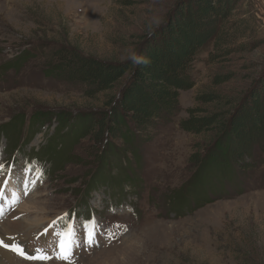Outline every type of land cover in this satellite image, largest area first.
Listing matches in <instances>:
<instances>
[{
	"label": "rangeland",
	"instance_id": "obj_1",
	"mask_svg": "<svg viewBox=\"0 0 264 264\" xmlns=\"http://www.w3.org/2000/svg\"><path fill=\"white\" fill-rule=\"evenodd\" d=\"M198 4L199 0H0V128L21 113L50 119L18 145L9 144L0 133V164L5 180L10 176L5 198L20 188L18 203L6 211L14 217L4 215L0 226L25 215L29 223L39 222L6 237H18L26 246L33 240V250L48 251L47 242L53 252L54 229L49 225L67 213L81 245L72 253V264H264V167L256 165L242 176L234 167L198 170L191 155L198 149L204 155L216 134L195 136L178 126L188 108L226 115L237 104L251 111L263 102L264 0H238L229 22L234 27L230 41L213 50V56L195 59L193 87L179 92L180 111L173 122L161 126L141 148L140 163L127 153L136 172L120 169L115 156L119 142L113 140L112 151L109 144L80 141L72 149L73 161L57 170L52 166L55 157H33L46 145L62 142L67 129L57 134V113L81 117L107 111L108 99L120 90L117 85L115 91L87 97L79 84L55 75L47 57L51 51L67 48L109 62H127L144 43L166 42L172 26L174 32L191 26L186 18L198 19ZM202 95H214L215 102L197 101ZM18 171H24V182ZM128 178L140 188L127 185ZM116 188H121L119 194ZM90 217L98 224L96 243L86 247L82 222ZM107 232L113 233L111 239ZM16 258L23 264L65 263Z\"/></svg>",
	"mask_w": 264,
	"mask_h": 264
},
{
	"label": "trees",
	"instance_id": "obj_2",
	"mask_svg": "<svg viewBox=\"0 0 264 264\" xmlns=\"http://www.w3.org/2000/svg\"><path fill=\"white\" fill-rule=\"evenodd\" d=\"M237 2L199 0L195 10L198 19L186 18L191 26L185 24L177 32L172 26L166 42L151 40L137 49V60H147V63H137L133 59L109 62L67 48L51 51L47 57L56 69L55 75L64 77L69 84H79L87 97L115 91L117 85H120V90L117 96L108 99L107 111L87 113L81 117L64 111L57 113V134L64 128L67 132L61 135V143L46 145L40 153L37 151L34 160L40 161L44 155L48 159L55 157L54 161L50 160L53 161V170H57L63 163L73 161L72 149L80 141L86 139L104 144L103 147L109 144L112 151L110 142L113 140L119 142L120 149L115 156L120 169L126 167L128 172L130 169L136 172L127 153L140 163L141 148L153 140L161 126L173 122L180 111L179 92L193 87L191 71L195 59L201 55L213 56V50H221L230 41L234 27L229 22ZM196 100L212 103L215 97L202 95ZM238 107L237 104L226 115L188 108L187 117L178 120L180 129L195 136L216 134L204 155L201 149L191 155L190 161L199 164L198 170L234 167L242 176L256 165L264 167V100L251 111L242 110L245 106ZM37 114L32 113L28 118L24 113L13 116L1 125V135L8 138L9 144L18 145L25 137H31L35 127L37 130L39 125L50 122L49 116L36 119ZM129 178L126 184L134 190L139 189V183L129 181ZM119 189L116 188L118 194ZM208 193L207 196L213 195Z\"/></svg>",
	"mask_w": 264,
	"mask_h": 264
},
{
	"label": "snow or ice",
	"instance_id": "obj_3",
	"mask_svg": "<svg viewBox=\"0 0 264 264\" xmlns=\"http://www.w3.org/2000/svg\"><path fill=\"white\" fill-rule=\"evenodd\" d=\"M32 169L29 168L28 171ZM5 171L4 165L0 164V173ZM39 175H43L42 171L37 169ZM28 188L27 184L25 185V195L27 194ZM19 201V195L13 191L11 193V198L7 199L4 197L2 191H0V218L4 216V209L8 207L12 209ZM63 222V224H61ZM50 228H53V235L55 239V250H53L52 254L44 248H36L33 250L32 254H27L24 252L22 246H18V242L15 241L14 237H9L8 239L11 241V244L5 243L3 239H0V246L4 248H11L12 251H15L17 254L23 256L25 259L29 260H39V261H47L55 256L56 259L64 260L66 264H72V250L75 247H79L77 244V231L74 229L73 221L68 219V214L65 213L62 217H59L56 221H53ZM98 224L95 218L91 220H86L82 222V228L84 229L85 239L83 241L86 247H91L96 243L95 237L97 235ZM119 227V225H117ZM48 229H45V233H47ZM105 235L111 239L113 233L107 232Z\"/></svg>",
	"mask_w": 264,
	"mask_h": 264
},
{
	"label": "bare ground",
	"instance_id": "obj_4",
	"mask_svg": "<svg viewBox=\"0 0 264 264\" xmlns=\"http://www.w3.org/2000/svg\"><path fill=\"white\" fill-rule=\"evenodd\" d=\"M19 173H17V174H19V175H21L22 176V180H23V182H24V178H23V172L22 171H18ZM27 175V174H26ZM0 177H1V179H2V184H1V187H0V191H2L3 192V194H4V197L6 196L5 195V191H4V186L7 184L8 185V188H10V181H9V179H8V181H6L5 182V180H4V177L3 176H1L0 175ZM9 178H10V176H9ZM14 180V179H13ZM15 181V180H14ZM19 190H20V188H19ZM19 190H17V191H15V192H19ZM14 191V190H13ZM32 208V207H31ZM7 210H11V209H4V215H8L7 216V218L8 217H14L13 216V214H12V216H10V214H6V211ZM17 216H19V215H17ZM26 217V215L25 216H22L20 219H18L17 221H13V222H9V221H11V220H8V219H6V217H5V219H6V221H5V223H3V225L2 226H0V231H3L4 233L2 234V233H0L1 234V237H2V239L4 240V242H11L8 238L9 237H6V235L7 234H15L16 232H17V230L19 229V228H21V229H27V228H30L32 225H33V227H36L37 225H38V223L39 222H37V220H34L33 222L31 221L30 223L28 222L30 219H28V218H25ZM9 218V219H10ZM1 220H4V219H1ZM6 225V226H5ZM8 236V235H7ZM10 237H14V236H10ZM15 238V237H14ZM18 238L16 237L15 238V240H17ZM77 244H79L80 245V241H78L77 240ZM81 248V245L79 246V247H75V248H73V250H72V253H75L76 251H78L79 249ZM97 255V254H96ZM17 257V255H15V254H13V253H11V252H9V251H6V250H3V249H1L0 248V264H23V262L22 261H20L19 259H17L16 258ZM95 257V255L93 256V258ZM20 258V257H19ZM89 259H91L90 257H88ZM111 258V257H110ZM115 258V257H114ZM117 258V257H116ZM80 260V259H79ZM88 261V259H86L85 260V262H87ZM106 261V260H105ZM109 261V260H108ZM56 262H60V261H56ZM112 264H114V262L113 261H110ZM34 263V262H33ZM48 263H51V261L50 262H48ZM52 263H54V262H52ZM102 263H104V262H102ZM25 264H28L27 262L25 263ZM43 264V263H42ZM55 264H58V263H55ZM63 264H66V263H63Z\"/></svg>",
	"mask_w": 264,
	"mask_h": 264
},
{
	"label": "clouds",
	"instance_id": "obj_5",
	"mask_svg": "<svg viewBox=\"0 0 264 264\" xmlns=\"http://www.w3.org/2000/svg\"><path fill=\"white\" fill-rule=\"evenodd\" d=\"M132 59H133L135 62H137V63H140V62L147 63V62H148L147 60H143V61H141V60H137V58H136L135 56H133Z\"/></svg>",
	"mask_w": 264,
	"mask_h": 264
}]
</instances>
